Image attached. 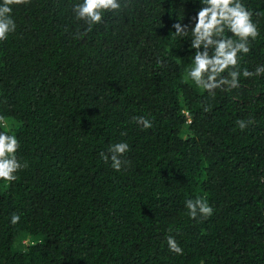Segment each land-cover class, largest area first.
I'll list each match as a JSON object with an SVG mask.
<instances>
[{"label": "trees", "instance_id": "trees-1", "mask_svg": "<svg viewBox=\"0 0 264 264\" xmlns=\"http://www.w3.org/2000/svg\"><path fill=\"white\" fill-rule=\"evenodd\" d=\"M0 264H264V0H0Z\"/></svg>", "mask_w": 264, "mask_h": 264}]
</instances>
